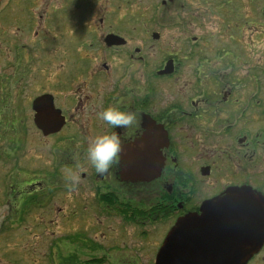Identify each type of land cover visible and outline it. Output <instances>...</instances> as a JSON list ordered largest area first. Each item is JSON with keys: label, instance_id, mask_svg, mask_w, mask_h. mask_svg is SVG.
Instances as JSON below:
<instances>
[{"label": "flooded vegetation", "instance_id": "flooded-vegetation-1", "mask_svg": "<svg viewBox=\"0 0 264 264\" xmlns=\"http://www.w3.org/2000/svg\"><path fill=\"white\" fill-rule=\"evenodd\" d=\"M101 8L99 0H0V158L18 169L28 130L51 142V171L28 180L16 171L14 186L0 189L17 190V231L31 214L46 227L48 264H156L161 252L181 264H229L230 222L214 211L203 217L216 202L237 209L248 198L262 207L252 230L264 227V0H161L156 27L141 11L121 19ZM206 23V35L186 29ZM109 106L134 113L133 125L100 119ZM113 133L122 151L101 175L86 150ZM140 139L143 156L124 158ZM127 160H152L159 172L124 180ZM71 190L81 194L68 215ZM85 211L113 225L122 246L48 233ZM244 264H264V240Z\"/></svg>", "mask_w": 264, "mask_h": 264}, {"label": "rangeland", "instance_id": "rangeland-1", "mask_svg": "<svg viewBox=\"0 0 264 264\" xmlns=\"http://www.w3.org/2000/svg\"><path fill=\"white\" fill-rule=\"evenodd\" d=\"M99 2L103 12L119 11L117 16L121 19L124 17V11H141L147 22L150 23L149 25H151V27H156L152 24L150 17L152 16V12L157 10L161 0H129L128 2H123V0H99ZM208 25L209 24L206 23V28L204 30L196 29L193 25L187 26L186 29L192 30V34L194 35H206L205 33L210 32L207 30L209 29L207 27ZM172 36H174V34L169 37ZM24 134L26 135L25 145L21 149V157L17 162L18 169H15V162L10 157L0 158V189L14 186L13 180L18 176V174L16 175L17 172L26 173L25 175H21L22 180H28V177H33L36 173L52 170V161L48 154L49 143L51 142L43 140L42 138V140H40V137H38L35 131L28 130ZM2 147L0 142V148ZM70 171L72 172L69 174V177L73 175L76 177L78 170L73 168V170L71 169ZM59 175H61V172H59ZM80 192L81 190H71L69 194H67L68 202L64 207L67 209V211L65 210L66 214L69 215L71 209L75 208L78 200H75L73 196L74 194H81ZM55 202L59 204L57 207L62 206L59 197ZM83 202L82 200V203ZM16 207L17 190H0V264H48L47 259L41 256V253H45L50 240L47 237L48 240L41 241L42 237L40 235L44 233L43 230L46 227H38L37 229L34 226L36 219H34L33 214H31L27 216L22 227L17 231V218L13 216L14 213H16ZM10 208L12 212L9 211ZM84 214L85 216L83 217L76 215V221L73 220L66 227L62 226L56 228L53 226V228L47 231L48 233H50V231L54 232V239L66 232H69V234L74 231L84 232L86 241H92L96 243L95 245H100L105 250L111 248L112 245L122 246L120 240L115 241L117 237L120 236V233L114 230L113 225L107 220H102V224L97 222L90 211H85ZM24 229H26L27 232ZM36 234L38 237H35ZM17 252L19 253L18 255Z\"/></svg>", "mask_w": 264, "mask_h": 264}, {"label": "water", "instance_id": "water-1", "mask_svg": "<svg viewBox=\"0 0 264 264\" xmlns=\"http://www.w3.org/2000/svg\"><path fill=\"white\" fill-rule=\"evenodd\" d=\"M44 133H50L49 131H44ZM145 147L144 140L140 139L137 142L133 143L130 146H127L123 149L122 155L124 158L130 157L134 154V158H141L143 156L142 150ZM152 148V146H151ZM151 155V154H150ZM126 169L124 172V180L129 181H144L148 179H152L154 174L157 175L158 163L150 161H125ZM143 165H149V176L146 174L145 169H143ZM243 198V195L241 196ZM256 205L257 209L253 210L252 206ZM262 207L260 204L246 199L245 203H242L239 208L235 209L233 207L225 205V203L216 202L213 206L209 205L208 208L204 210V217L208 218L207 214L211 211H214V218H216L215 214L217 212L224 213V218L226 221L230 222L229 232H230V252H229V264H244L249 256L254 252L261 242L264 240V227L262 231L258 233L257 231H253V228H257L253 224V220L255 217L253 214H259L257 211H260ZM239 213H242L240 216ZM243 220V224L237 225L232 224L233 221ZM175 236V233H172L168 238V241H172ZM156 264H181L179 259L172 257H165L164 253L161 252L157 259Z\"/></svg>", "mask_w": 264, "mask_h": 264}, {"label": "clouds", "instance_id": "clouds-1", "mask_svg": "<svg viewBox=\"0 0 264 264\" xmlns=\"http://www.w3.org/2000/svg\"><path fill=\"white\" fill-rule=\"evenodd\" d=\"M98 115L100 119L114 129L128 128L133 125L136 119L134 113L113 106L107 107ZM121 151V139L115 133L96 136L91 140L86 150L88 160L94 166L96 172L101 175L110 170L120 156ZM70 179L75 181L76 177L73 175Z\"/></svg>", "mask_w": 264, "mask_h": 264}]
</instances>
